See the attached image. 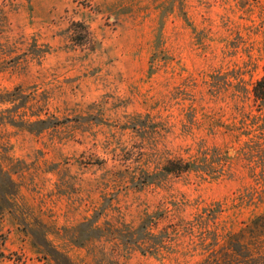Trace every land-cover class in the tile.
I'll return each mask as SVG.
<instances>
[{"label":"rangeland","instance_id":"374dc122","mask_svg":"<svg viewBox=\"0 0 264 264\" xmlns=\"http://www.w3.org/2000/svg\"><path fill=\"white\" fill-rule=\"evenodd\" d=\"M263 75L264 0H0V264H264Z\"/></svg>","mask_w":264,"mask_h":264},{"label":"trees","instance_id":"16d2710c","mask_svg":"<svg viewBox=\"0 0 264 264\" xmlns=\"http://www.w3.org/2000/svg\"><path fill=\"white\" fill-rule=\"evenodd\" d=\"M253 1H257V0H253ZM253 96L257 102L264 103V75L254 84ZM190 165L191 164L188 163L183 164L182 162H169L164 169L165 172L169 174L171 173L181 174L191 169ZM232 244H233L232 251H234L236 254L242 251L241 250L242 248H240L242 244L240 243L239 240L232 242ZM234 252L233 254H235ZM233 263L234 262L232 260L231 264Z\"/></svg>","mask_w":264,"mask_h":264}]
</instances>
